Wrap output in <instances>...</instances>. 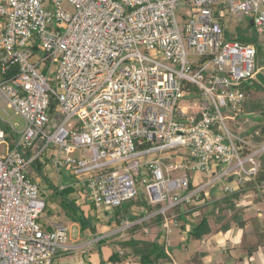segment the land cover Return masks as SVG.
<instances>
[{
	"label": "built area",
	"instance_id": "2783aa9c",
	"mask_svg": "<svg viewBox=\"0 0 264 264\" xmlns=\"http://www.w3.org/2000/svg\"><path fill=\"white\" fill-rule=\"evenodd\" d=\"M176 8L189 9L181 23ZM230 16L264 37V0H0V264H54L72 250L66 227L38 223L46 150L99 212L137 200L142 177L146 204L160 207H136L144 217L117 232L159 215L166 245L183 224L173 208L257 174L264 141L233 126L260 68L252 43L225 40Z\"/></svg>",
	"mask_w": 264,
	"mask_h": 264
},
{
	"label": "rangeland",
	"instance_id": "374dc122",
	"mask_svg": "<svg viewBox=\"0 0 264 264\" xmlns=\"http://www.w3.org/2000/svg\"><path fill=\"white\" fill-rule=\"evenodd\" d=\"M71 12H73V9H71ZM189 9L187 8H176L175 9V15L177 18V21L181 23L184 20H186V16L188 14ZM227 20V27L224 28V34H225V40L227 42H239L238 38H240V35L245 36L250 40V43H252L257 51L256 54V67L260 68V72L264 75V37H258L255 35L253 27L250 26V18H247L245 20L237 17V16H230L226 18ZM195 59V58H193ZM249 102L248 99H246L248 105H255L257 102L263 104L264 106V86H262L256 79L252 80L249 85ZM179 106H185L189 107L190 103L186 99L181 100L179 103ZM260 113V112H259ZM11 114V113H10ZM258 116L259 114H254ZM11 123L15 126L16 129H21L24 125L23 120L18 117L14 116L12 120H10ZM238 123L233 126L234 132L238 135L245 136V138L249 139L251 141L250 136V130H253V128L257 127V125L264 126V121H260L261 123H257L250 115L244 118H240L237 120ZM9 126V125H8ZM5 127V126H4ZM10 128V127H9ZM259 131H257V134ZM249 135V136H246ZM264 135V134H263ZM262 142L264 141V136L261 138ZM10 144H12V141L9 139ZM261 142V143H262ZM253 143V142H252ZM50 150H46L42 158L38 160V165L40 167V174L37 173V179H34V182L38 184L39 191L41 194V197L45 201L46 207L44 211L42 212L40 218H39V225L42 229L49 230L50 226L52 224L58 223L66 227L69 231H73L74 233L77 230V227H82V229H89V224H99L103 222H108V219H116V216L118 214L124 215L125 212H131L135 207L130 203H125L123 207L112 209L108 212H99L96 211L95 208L92 207L91 203L86 200L84 197V192L81 189L80 185L73 184L71 186L66 185V182H62L61 179L57 176L56 169L51 164V157L49 156ZM176 154V149L173 150H167L162 155H173ZM166 161V160H165ZM170 164V162L166 161V165ZM33 169H36V166L34 165L32 167ZM247 169H250V165H246ZM61 172V171H59ZM64 171L61 172L63 175ZM204 178V176H201ZM199 177V178H201ZM62 178V176H61ZM142 177L136 178L137 181V202H135L134 205H144L146 203L145 201V190L144 185L142 183V180H140ZM143 179H146V177H143ZM205 179V178H204ZM215 180L210 181V183L214 182ZM229 181V185L231 186V189L234 191L238 188H240L239 185L236 184L235 181L231 182ZM223 184H225L224 181H222ZM222 183H215L213 186L205 188L206 192L209 193L211 189H217L218 193L217 197H220L222 194V191L220 190V186L222 187ZM220 185V186H219ZM262 190L264 191V185L262 186ZM221 194V195H220ZM261 195L256 190H250L245 195L241 197L243 200V203L240 202L241 206L244 205L247 207L242 208V211L239 214L238 221L239 223L244 222L245 225L248 226L247 229L239 228L240 233L238 231V237L240 238V248L242 249V254H246V248L251 246L260 245L258 251L259 253L264 252V232L260 236L257 235L256 230L254 229V226L250 224L252 219H255L256 217V209L258 211V208L264 210V199L259 200L261 198ZM245 201V202H244ZM260 201L259 204L256 202ZM204 203L201 201L198 206H202ZM243 204V205H242ZM222 208L220 211H215L214 215L211 216V212L213 207H202L201 210L197 213H195L193 216H187V220L190 222V224H197L200 222L202 215H208L209 217V224L211 227V235H209L206 239H209L210 244H206V246L201 248V250H209V246L211 247H218V245H223V239H226V242L229 241H236L237 239H234L236 227L238 225L232 220L233 215L235 214L234 211L229 210L228 208H224V204H221ZM183 208H188V206H184ZM218 217L221 218L219 222H217ZM250 218V219H249ZM261 219H264V215L260 217ZM247 219V220H246ZM249 220V221H248ZM183 223V221H181ZM180 222V223H181ZM263 223V221L261 220ZM228 223L230 226L231 233L229 235H226L222 231V226L224 224ZM72 224H77V227H71ZM264 225V223H263ZM177 228L171 229V232L169 233V248L170 251L176 255L177 251H180L181 249H184L185 243H182V245L179 247L178 245L173 246V243H176L179 241L178 235H177ZM235 230V231H234ZM238 230V229H237ZM116 230H112L110 234L116 233ZM176 232V233H175ZM174 233V234H173ZM156 232H150L149 238L154 239ZM84 235V233H82ZM81 235V236H82ZM173 235V236H172ZM82 241H85L82 237ZM216 244H214V243ZM225 242V241H224ZM230 243V242H229ZM214 244V245H213ZM194 245V244H193ZM209 245V246H207ZM231 245V244H230ZM225 247V245H224ZM262 247V248H261ZM189 248L192 249V246L189 245ZM197 254V256L204 255V252H200ZM203 258V256H202ZM56 259V258H55ZM54 259V264L55 263ZM57 262V261H56Z\"/></svg>",
	"mask_w": 264,
	"mask_h": 264
},
{
	"label": "trees",
	"instance_id": "16d2710c",
	"mask_svg": "<svg viewBox=\"0 0 264 264\" xmlns=\"http://www.w3.org/2000/svg\"><path fill=\"white\" fill-rule=\"evenodd\" d=\"M238 41L241 43H250V40L246 38L243 35H240V38H238ZM243 90H245V93L250 98L249 93V84H245L243 87ZM249 102V99H248ZM260 112V113H259ZM258 113L259 115L256 116L254 114ZM247 116H251L258 124L261 123L260 121H264V106L263 104L257 102L255 105H248L246 102V105L244 107V113L239 118H244ZM264 126L257 125V127L253 128V130H250V138L251 141L260 144L262 142L261 138L264 136L262 134V129ZM257 131L259 133L257 134ZM246 136H249L246 134ZM243 137V136H241ZM245 138V136L243 137ZM259 170L257 174L254 177H251L249 179H245L242 181V183L239 185L240 188L236 189L235 191H232L230 193H221L220 197H217L218 190L217 189H211L208 193V196H206L204 193L201 194V199L204 200V204L202 206H188V208H182L181 206H177L173 208L170 211V214L176 215V218L180 221H183V224L179 226L177 229H180V231H184L187 233L189 240L194 241H204L209 235H211V227L209 224V217L208 215H202V218L199 223L197 224H190V222L186 219L187 216H193L195 213L199 212L202 207H210L212 206V212L211 216L214 215L215 211H220L222 206L221 204H224V208H228L231 211H234L235 214L233 215V221L238 225V228L243 227L245 224L244 222L239 223L238 217L240 212L242 211V208L247 207V205L243 207L241 206L240 202L243 203V200L241 197L245 195L250 190H256V193L258 192L261 197L259 199L260 201L264 199V193L262 192V186L264 185V153L259 158ZM193 189L192 185L190 186L189 190ZM260 201H257L256 203L259 204ZM135 201H129L128 203L132 204L135 208L140 207L144 209L147 213L155 211L160 207V205L156 207H150L146 203L142 206L134 205ZM245 202V201H244ZM120 205L116 208H122L123 205ZM243 205V204H242ZM115 209V208H114ZM258 210L261 212V215H264V210L258 208ZM256 217L255 219H252L250 221L254 229L257 232V235H261L264 232V225L261 222V218L258 217V211L256 209ZM144 217V214L138 213L134 209L131 212H125L124 215L118 214L116 216V219H111V221L115 222L116 225H119L125 221H137ZM250 219V218H249ZM221 220L220 217H218L217 222ZM247 220V219H246ZM110 221V223H111ZM249 221V220H248ZM162 223V217L161 216H155L149 220H144L142 222L136 223L130 227H128L125 231H123V234H125L126 239L123 241L118 242L117 244L121 247V251H114L112 255L109 257V261L112 264H122L126 262L131 256H133L138 264H167L171 262V258L167 254L166 251L169 252V245H166L163 239V233L160 230ZM155 231V237L154 239H150L149 235L150 232ZM222 231L224 233H228L230 231V226L228 223L224 224L222 226ZM264 235V234H263ZM106 239L98 241V243H105ZM261 243L256 246L248 247L246 250V257L248 260L251 258L253 253L257 252ZM198 254V253H197ZM203 255L196 257V264H201L199 258H201Z\"/></svg>",
	"mask_w": 264,
	"mask_h": 264
},
{
	"label": "crops",
	"instance_id": "0c3cea01",
	"mask_svg": "<svg viewBox=\"0 0 264 264\" xmlns=\"http://www.w3.org/2000/svg\"><path fill=\"white\" fill-rule=\"evenodd\" d=\"M64 182V180H61ZM140 213L141 211H137ZM108 219V222L99 223L97 225L89 224V229H82V227H77V224H72L73 227H77L76 232L72 230L69 231L67 228V237L68 245L72 248L71 251L65 254H59L55 258L56 264H112L109 261V257L114 251H121V247L117 244L120 241L126 239L123 232H116L110 234L113 230H118L119 225ZM264 223V219H262ZM77 225V226H76ZM235 237L236 241L226 242V239H223V245H218V247H210L209 250H201L205 247L206 244H210L209 239L204 241H194L189 240L187 233L184 231L177 230V235L179 241L176 243L172 242L173 246H181L182 243H185L184 249L177 251L174 255L169 248L167 254L171 258V262L167 264H196L197 253L204 252L203 258H199L201 264H264V252L259 253V251L253 253L251 258L248 260L246 254H242V249L240 248V238L238 234L240 229L236 227ZM244 229H247L248 226L244 225ZM239 231V233H238ZM84 233V235H82ZM176 233V232H175ZM231 230L226 235H229ZM174 234V233H173ZM82 235V236H81ZM173 236V235H172ZM82 237L85 241H82ZM97 239V241H95ZM106 239L105 243H98V241ZM225 241V242H224ZM214 243V242H213ZM194 244V245H193ZM216 244V243H214ZM213 244V245H214ZM231 244V245H230ZM189 245L192 246V249L189 248ZM225 245V247H224ZM248 248V247H247ZM246 248V250H247ZM262 248V247H261ZM264 248V246H263ZM57 261V262H56ZM122 264H138L133 256L129 258L126 262Z\"/></svg>",
	"mask_w": 264,
	"mask_h": 264
},
{
	"label": "water",
	"instance_id": "95a60500",
	"mask_svg": "<svg viewBox=\"0 0 264 264\" xmlns=\"http://www.w3.org/2000/svg\"><path fill=\"white\" fill-rule=\"evenodd\" d=\"M250 25L252 26V22H250ZM256 80L262 85L264 86V75L259 72L256 74ZM262 134H264V128L262 129ZM231 179H229L230 181Z\"/></svg>",
	"mask_w": 264,
	"mask_h": 264
}]
</instances>
